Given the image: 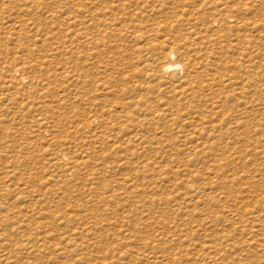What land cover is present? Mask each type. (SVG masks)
I'll return each mask as SVG.
<instances>
[{"label":"rangeland","instance_id":"obj_1","mask_svg":"<svg viewBox=\"0 0 264 264\" xmlns=\"http://www.w3.org/2000/svg\"><path fill=\"white\" fill-rule=\"evenodd\" d=\"M0 264H264V0H0Z\"/></svg>","mask_w":264,"mask_h":264},{"label":"bare ground","instance_id":"obj_2","mask_svg":"<svg viewBox=\"0 0 264 264\" xmlns=\"http://www.w3.org/2000/svg\"><path fill=\"white\" fill-rule=\"evenodd\" d=\"M173 58H175V56H173ZM182 68L183 67L179 63L170 62L164 66L163 70L164 71H175V70L182 69ZM65 157H66V155H65Z\"/></svg>","mask_w":264,"mask_h":264}]
</instances>
